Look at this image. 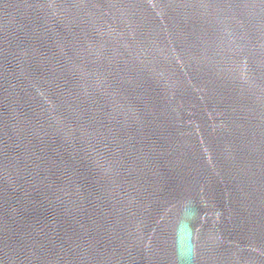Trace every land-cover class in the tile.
Segmentation results:
<instances>
[{"label": "water", "instance_id": "1", "mask_svg": "<svg viewBox=\"0 0 264 264\" xmlns=\"http://www.w3.org/2000/svg\"><path fill=\"white\" fill-rule=\"evenodd\" d=\"M0 264H264V0H0Z\"/></svg>", "mask_w": 264, "mask_h": 264}]
</instances>
